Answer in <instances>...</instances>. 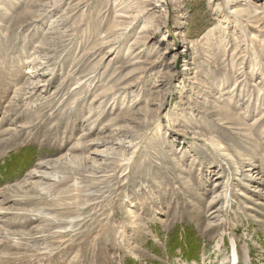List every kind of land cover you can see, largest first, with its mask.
<instances>
[{"label": "rangeland", "instance_id": "obj_1", "mask_svg": "<svg viewBox=\"0 0 264 264\" xmlns=\"http://www.w3.org/2000/svg\"><path fill=\"white\" fill-rule=\"evenodd\" d=\"M235 253L264 264V0H0V264Z\"/></svg>", "mask_w": 264, "mask_h": 264}, {"label": "bare ground", "instance_id": "obj_2", "mask_svg": "<svg viewBox=\"0 0 264 264\" xmlns=\"http://www.w3.org/2000/svg\"><path fill=\"white\" fill-rule=\"evenodd\" d=\"M164 1V0H163ZM236 1H238V0H236ZM248 4V2H245V5H247ZM151 10V9H150ZM257 12V10H255L254 9V11H253V13L252 14H254V13H256ZM217 13V12H216ZM233 13L235 14V16H238V17H241L242 18V16H244V13L242 12V11H239V10H237V11H233ZM248 16V18L246 19L247 20V22H248V20H249V14H247L246 15V17ZM253 16V15H252ZM245 17V16H244ZM159 19V18H158ZM156 33H152V35H155ZM152 35H150L149 37L151 38L152 37ZM236 257L238 258V255L235 253V255H234V258L236 259Z\"/></svg>", "mask_w": 264, "mask_h": 264}, {"label": "trees", "instance_id": "obj_3", "mask_svg": "<svg viewBox=\"0 0 264 264\" xmlns=\"http://www.w3.org/2000/svg\"><path fill=\"white\" fill-rule=\"evenodd\" d=\"M174 234H175V238L178 239V234L176 235V232H175ZM189 246H190V248L194 249V247H192V245H189ZM195 249H199V247H198V246H195ZM190 257H191V256H190Z\"/></svg>", "mask_w": 264, "mask_h": 264}]
</instances>
